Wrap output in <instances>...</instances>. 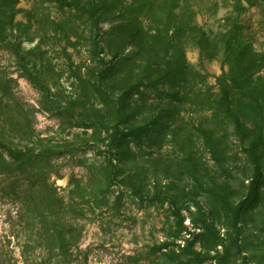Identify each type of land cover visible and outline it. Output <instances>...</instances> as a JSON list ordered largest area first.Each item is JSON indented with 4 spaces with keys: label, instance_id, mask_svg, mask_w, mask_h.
<instances>
[{
    "label": "rangeland",
    "instance_id": "1",
    "mask_svg": "<svg viewBox=\"0 0 264 264\" xmlns=\"http://www.w3.org/2000/svg\"><path fill=\"white\" fill-rule=\"evenodd\" d=\"M0 264H264V0H0Z\"/></svg>",
    "mask_w": 264,
    "mask_h": 264
},
{
    "label": "trees",
    "instance_id": "2",
    "mask_svg": "<svg viewBox=\"0 0 264 264\" xmlns=\"http://www.w3.org/2000/svg\"><path fill=\"white\" fill-rule=\"evenodd\" d=\"M88 9H89V10H92V8H91V7H88Z\"/></svg>",
    "mask_w": 264,
    "mask_h": 264
}]
</instances>
